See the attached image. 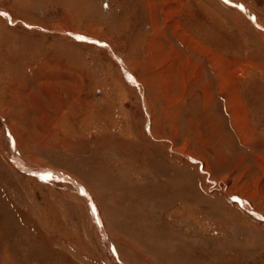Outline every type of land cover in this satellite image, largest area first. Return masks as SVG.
I'll return each instance as SVG.
<instances>
[{"label":"rangeland","instance_id":"rangeland-1","mask_svg":"<svg viewBox=\"0 0 264 264\" xmlns=\"http://www.w3.org/2000/svg\"><path fill=\"white\" fill-rule=\"evenodd\" d=\"M0 13V264H264V0Z\"/></svg>","mask_w":264,"mask_h":264},{"label":"crops","instance_id":"crops-1","mask_svg":"<svg viewBox=\"0 0 264 264\" xmlns=\"http://www.w3.org/2000/svg\"><path fill=\"white\" fill-rule=\"evenodd\" d=\"M153 27H155V26H153ZM195 47H197L196 45H195ZM202 52L204 53V54H207V58L209 59V60H211V61H216L215 59H214V57L213 56H211V52L209 51V50H207V49H203L202 50ZM151 54V53H150ZM150 57H151V59H153V57H152V55H150ZM164 59H166L167 61L169 60L168 58H164ZM174 61V60H173ZM231 62H235V60L233 59V60H230ZM217 62V61H216ZM151 63V62H150ZM179 66L182 68V70H183V65L180 63L179 64ZM171 69H173V67H170ZM183 76V75H182ZM226 76H229V75H226ZM72 78V79H71ZM69 80H72V81H74V83L75 84H79V85H81L82 84V81H77V80H75V78H74V76H72ZM183 78V77H182ZM221 82H222V88H224V89H227L228 87H227V78L223 75L222 76V80H221ZM73 87V86H72ZM43 88V87H42ZM63 90L65 91V92H69V96H70V100H69V104H71V102H72V100L74 99V95L72 94V92L67 88V87H63ZM69 90V91H68ZM233 94V93H232ZM233 100V99H232ZM240 103V102H239ZM33 106H34V108H35V105L34 104H32ZM238 108H239V106H238ZM28 109H29V107H28ZM240 109V113H241V111H243L244 109L242 108V107H240L239 108ZM244 111H246V110H244ZM41 113H39L38 115L39 116H41L40 115ZM47 116H49V115H47ZM240 117H242V118H244V116H238L237 117V119H240ZM236 118V117H235ZM234 118V119H235ZM51 119V118H50ZM236 121V120H235ZM244 123L242 122L241 124H240V126H239V123H233V126H234V128H235V131H236V133H237V135L240 137V139H242L243 141H248L247 139V134L245 133V131H244V128L242 127V125H243ZM245 126V125H244ZM19 135L18 136H20V132L18 133Z\"/></svg>","mask_w":264,"mask_h":264},{"label":"bare ground","instance_id":"bare-ground-1","mask_svg":"<svg viewBox=\"0 0 264 264\" xmlns=\"http://www.w3.org/2000/svg\"><path fill=\"white\" fill-rule=\"evenodd\" d=\"M10 147V146H9ZM15 157H13V159H14ZM16 159V158H15ZM69 179V178H68ZM77 187H80L78 184H76L73 180H71ZM83 189V188H82ZM84 192H85V190H84ZM87 195V194H86ZM90 204H92V202H91V198H90ZM103 234H104V232H103ZM105 241V240H104ZM106 243H107V241H106ZM110 252H111V254L112 255H114L113 253H112V251H111V249H110Z\"/></svg>","mask_w":264,"mask_h":264},{"label":"snow or ice","instance_id":"snow-or-ice-1","mask_svg":"<svg viewBox=\"0 0 264 264\" xmlns=\"http://www.w3.org/2000/svg\"><path fill=\"white\" fill-rule=\"evenodd\" d=\"M0 15H3V13H0Z\"/></svg>","mask_w":264,"mask_h":264}]
</instances>
